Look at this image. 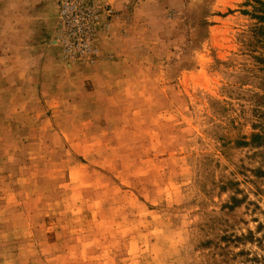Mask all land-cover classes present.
<instances>
[{"label":"rangeland","instance_id":"obj_1","mask_svg":"<svg viewBox=\"0 0 264 264\" xmlns=\"http://www.w3.org/2000/svg\"><path fill=\"white\" fill-rule=\"evenodd\" d=\"M0 264H264V0H0Z\"/></svg>","mask_w":264,"mask_h":264},{"label":"crops","instance_id":"obj_2","mask_svg":"<svg viewBox=\"0 0 264 264\" xmlns=\"http://www.w3.org/2000/svg\"><path fill=\"white\" fill-rule=\"evenodd\" d=\"M50 23H51V21H49V22H41L38 25L37 29L35 30V32L38 31V35L39 36L42 35V38H41V41L40 42H50V38H49V34H50V28L49 27H50ZM31 33H32V35H30L29 39L31 37H35L34 32H31ZM99 39H100V42H108V40H106L102 36Z\"/></svg>","mask_w":264,"mask_h":264},{"label":"built area","instance_id":"obj_3","mask_svg":"<svg viewBox=\"0 0 264 264\" xmlns=\"http://www.w3.org/2000/svg\"><path fill=\"white\" fill-rule=\"evenodd\" d=\"M72 6V8L74 9L70 14V18L72 21L79 23L81 19L85 20L86 18L90 20L91 17L89 15L90 13L88 12V10H86L85 8H81L75 4H73Z\"/></svg>","mask_w":264,"mask_h":264}]
</instances>
